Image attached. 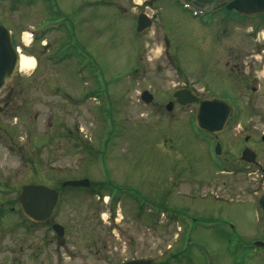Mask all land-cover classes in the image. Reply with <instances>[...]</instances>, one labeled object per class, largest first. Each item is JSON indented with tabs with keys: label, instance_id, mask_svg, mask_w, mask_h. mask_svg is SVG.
Wrapping results in <instances>:
<instances>
[{
	"label": "rangeland",
	"instance_id": "1",
	"mask_svg": "<svg viewBox=\"0 0 264 264\" xmlns=\"http://www.w3.org/2000/svg\"><path fill=\"white\" fill-rule=\"evenodd\" d=\"M185 8L180 0H0V23L36 60L17 72L13 94L0 93V179L19 190L33 181L59 190L52 221L68 233L60 252L72 264H92L87 242L97 235L114 264H264L255 245L264 242V176L220 164L214 152L218 141L222 157L238 162L250 135L264 161V103L254 100L264 85V18L225 13L207 28ZM138 12L153 19L142 33ZM215 50L221 65L233 53L225 73L207 59ZM185 84L233 104L217 140L193 122L195 103L166 109ZM144 90L152 104L142 103ZM79 179L90 186L62 187ZM18 247L1 243L0 264H33L28 244Z\"/></svg>",
	"mask_w": 264,
	"mask_h": 264
},
{
	"label": "flooded vegetation",
	"instance_id": "2",
	"mask_svg": "<svg viewBox=\"0 0 264 264\" xmlns=\"http://www.w3.org/2000/svg\"><path fill=\"white\" fill-rule=\"evenodd\" d=\"M5 1H8V0H5ZM229 1L231 2V0H220L217 2V4L215 5V7L213 9H210L209 11H204V12H198L197 11V13L194 11V14L196 15L197 18H199L200 23L204 27H207V28L213 23L215 18H219L222 14H225V13H227L228 15H231V16L235 15V16L242 17L241 14L235 10H232V11L227 10V8L225 6L227 5V3ZM136 7H143V6L137 5ZM142 13L144 14V12H142ZM142 13L138 12L137 20L139 18V15ZM145 14L149 15L147 12H145ZM231 16H226L227 17L226 20H228L229 22L231 20H233V18ZM242 20H247V18H242ZM11 38L13 40V43L15 44L16 39H15V36L13 33H12ZM207 39H209V38H207ZM215 53H216V50L213 51V55H207V59L209 60V62H213V64H212L213 66L214 65L215 66L220 65L219 68H222V69H220L219 73L227 72L224 68H226V66L228 68L232 63L234 65L233 53L227 56V57H229V60L226 61L225 65H221V64H223L221 57L213 60V56L215 57ZM204 62L205 61L201 60V63H204ZM183 68H184V65H183ZM241 69L242 68H240V66H234V67L232 66V67H230L229 72H235V71L240 72ZM201 70L205 71L208 69L205 65V68L204 69L202 68ZM252 78H253L252 83L258 82L255 79L254 75L252 76ZM223 81H225L227 83L229 81V79L224 78V80H221V82H223ZM244 82H245L247 88H252L254 92L258 91L259 88H257V86H251L252 83H249V80H244ZM16 83H17V77H16L15 81L8 83L7 86L4 89H2V91L0 93L6 94L7 92L8 93L10 92L11 94H13V92L11 90H13L15 88ZM178 90H189L193 94L198 96L200 98V100H202V99L205 100V98L210 99V98H215V97L223 98L221 96H215L214 97L213 95L209 96V97L201 96L200 94H198L197 91H195L193 86L189 87V86H187V84H185V87L178 89ZM20 92H22V90H20ZM174 93H175V91H173V94H172L173 102L176 101L174 98ZM7 98H9V96H7ZM254 100L256 102L264 103V85H263V92L261 93V96L259 98H254ZM175 103H177V102H175ZM178 105H180V104H178ZM180 107H189V106L180 105ZM170 116H173V115H170ZM233 117L234 116H232V118L229 119L230 121L227 125V128H225V130L222 131L221 133L212 134V133H208L206 131H204V132L208 134V137L217 140V138L222 133L226 132L227 129L230 127L231 122L233 121L232 120ZM263 118H264V116H263ZM193 122L196 124L195 119ZM263 126H264V123H263ZM261 139L264 141V134H262ZM244 140H245V144L240 149L241 152H240V157H239L238 162L235 161L236 159L234 158L233 153L232 154L228 153L227 155L222 157V155H221L222 146H221V153L216 154L217 157L221 159L219 161L220 164H224V165L233 167L234 169L236 167H238V165L244 164L246 168L255 169V170L261 172L262 176H264V168H263L264 167V161L259 159L260 155L258 152H256V156H257L256 160L258 161L259 164L248 163V162L241 159L243 149L246 147H249V145L251 144V136L250 135L245 136ZM218 143L219 142L216 141L215 147ZM236 156L238 157L237 154H236ZM233 171H230V173H233ZM28 184H42V183L33 181V182H29ZM24 185L25 184H23L21 186V189L19 190L18 187L13 186V185L10 186L9 184L7 185V183L4 180L0 179V200H1V202H0V244L1 243L8 244L10 249H14L18 245L19 246L18 247L19 253H21V252L23 253L24 252L23 251L24 250V244L27 243L29 248H27L26 251L31 250L29 254H30L31 260H33V262H34L33 264H72L73 263L72 261H74L76 258L72 257L71 255L69 257H65V256H63V253L60 252L61 251L60 248H62L63 245H65L64 239H61V238H64L68 233H67L65 227L61 223H59L57 221H55V222L52 221L55 211H54L53 215L48 220H46V222L45 221L44 222H36V221L29 219L25 215L23 208L19 202V195H20ZM11 190H13V192H15V194L9 193ZM112 194H113V197H112L113 199L117 198L116 200L120 201L121 198L119 197V195L116 196L114 193H112ZM96 195H99V197H100L102 194L96 193ZM60 197H61V193H60ZM60 200H61V198H60ZM59 205H60V201H59ZM59 205H58V207H59ZM57 208L55 210H57ZM94 217H95V215H93L92 218H94ZM192 220H194V222H196L195 219H192ZM55 224H60L63 226L64 235L62 237H59L57 235V233L54 232L55 230H54L53 226ZM43 228H48V231L45 233L44 237L42 236V229ZM18 231H20V233H18ZM99 239L100 238L98 235L92 236V239H90L91 241L87 242V250H86L87 254H88L87 260L92 262V264H95V263L102 264L105 261H108L107 264H114L113 263L114 261L111 260L112 259L111 257L106 258V256H104V254H103V252L105 251L104 249H106L108 246L105 245V242L103 240H99ZM58 244H59V246H58ZM5 247H6L5 250H7L6 245H5ZM66 249H67V246H66ZM66 254H71V252L66 251ZM72 254H73V252H72ZM21 259H22V257H21ZM21 259H19L17 261V264H25L26 263V262L23 263ZM12 260H13V258H12ZM11 264H15L14 260L11 262Z\"/></svg>",
	"mask_w": 264,
	"mask_h": 264
},
{
	"label": "water",
	"instance_id": "3",
	"mask_svg": "<svg viewBox=\"0 0 264 264\" xmlns=\"http://www.w3.org/2000/svg\"><path fill=\"white\" fill-rule=\"evenodd\" d=\"M191 5L201 11L212 9L220 0H189ZM228 10H236L241 15L253 17L264 14V0H232L227 4ZM153 21L146 14H140L136 32H144L150 28ZM17 48L13 45L11 32L7 26L0 23V92L8 83L15 81L16 73L19 69L20 58ZM161 71V70H160ZM175 102L182 106H191L198 104L195 122L200 130L219 134L227 128L229 119L233 114V106L226 99L210 98L202 99L189 90H178L174 93ZM142 102L151 104L154 96L149 90H144L141 94ZM167 110L172 111L174 102L171 101L166 105ZM217 154L221 153V145L218 143L215 147ZM241 159L252 164H259L255 151L246 147L242 152ZM89 179L67 180L62 183L65 188L71 187H89ZM60 200V194L54 188L42 184H25L19 195V202L23 208L25 215L36 222H46L56 209ZM259 207L264 211V195L259 199ZM54 232L59 236L64 235L63 226L55 224ZM256 246L264 247V242H255ZM123 264H153L150 259H131Z\"/></svg>",
	"mask_w": 264,
	"mask_h": 264
},
{
	"label": "bare ground",
	"instance_id": "4",
	"mask_svg": "<svg viewBox=\"0 0 264 264\" xmlns=\"http://www.w3.org/2000/svg\"><path fill=\"white\" fill-rule=\"evenodd\" d=\"M19 58H20L19 70L21 72H26L34 69L36 65V60L34 57L21 52Z\"/></svg>",
	"mask_w": 264,
	"mask_h": 264
},
{
	"label": "trees",
	"instance_id": "5",
	"mask_svg": "<svg viewBox=\"0 0 264 264\" xmlns=\"http://www.w3.org/2000/svg\"><path fill=\"white\" fill-rule=\"evenodd\" d=\"M260 18H264V15L260 16ZM102 184H104V183H102ZM98 186H99V184H98ZM110 186H111V185H110Z\"/></svg>",
	"mask_w": 264,
	"mask_h": 264
}]
</instances>
